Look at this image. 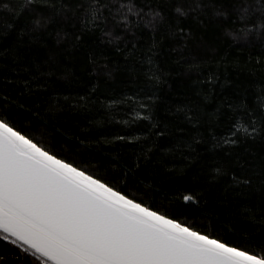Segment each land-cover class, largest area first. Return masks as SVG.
Masks as SVG:
<instances>
[{
  "label": "snow or ice",
  "instance_id": "obj_1",
  "mask_svg": "<svg viewBox=\"0 0 264 264\" xmlns=\"http://www.w3.org/2000/svg\"><path fill=\"white\" fill-rule=\"evenodd\" d=\"M36 5L0 0V11L11 17L0 21V35H10L28 14L14 44L3 49L14 75L0 73V264H264V154L234 151L257 140L264 144V90L255 106L227 100L207 113L184 104L171 120L158 117L154 93L120 94L101 102V118L84 117L86 124L76 121L73 130L61 120L68 112H91L97 86L86 96L62 93L55 81L75 73L60 67L54 54L40 61L26 47L42 43L59 20L80 27L71 34L57 29V45L71 35L75 47L85 33L98 31L101 47L121 51L123 44L130 59L149 33L152 67L145 75L159 83L154 58L161 28L178 38L173 51L181 59L196 30L210 24H224L234 43L243 40L239 46L264 47V0ZM190 55L195 61L196 51ZM87 59L95 76L112 75L94 52ZM109 125H122L123 134ZM207 143L211 156L197 151ZM94 145L131 150L105 156L99 148L93 154ZM176 176L187 185L170 199L163 186Z\"/></svg>",
  "mask_w": 264,
  "mask_h": 264
},
{
  "label": "trees",
  "instance_id": "obj_2",
  "mask_svg": "<svg viewBox=\"0 0 264 264\" xmlns=\"http://www.w3.org/2000/svg\"><path fill=\"white\" fill-rule=\"evenodd\" d=\"M23 2L24 0H12L16 6ZM158 2L162 3L164 0H158ZM46 3L47 0H37L38 10H43ZM27 16L26 13L25 17L16 22V28L10 35H0V73L14 75L9 68L5 67L6 64L11 66L12 60L4 55L3 49L14 44ZM5 18L10 19L11 17L0 11V21ZM61 27L71 34L76 32L80 25L74 26L71 22L64 23L57 20L50 24L47 32L43 34L42 43L26 44V47L30 50V55L40 61L54 54L55 59L60 62V67L66 65L75 73L68 81L62 79L55 81V86L62 93L86 96L91 92L93 85L97 86V91L92 96V99L97 102L90 105L91 112L81 110L68 112L66 113L67 119L61 120V124L65 127H72L73 130H75L76 121L80 125L86 124L84 117L101 118L105 111L101 107V102L105 101L106 97L120 94L139 93L144 96L154 93L158 98L156 100L158 117L162 120H171L175 118L172 113L176 108L184 104L199 105L201 111L207 113L213 112L221 101L227 100L243 99L246 103L255 106L264 90V47L259 43L239 46L243 44V40L234 43L232 36L225 32L224 24H210L206 28L196 30L195 39L189 42L188 48L183 49V59L180 58L178 51H173L177 46L178 38L174 40L164 28H161L155 37L160 51L154 58L155 65H158L161 70L159 83L149 81L145 75L152 67L147 60V55H151L147 53L152 40L151 34L145 33L139 40L135 56L126 59L127 53L123 50V44L121 51H116L110 45L101 47L98 31L85 33L82 41L77 42L75 47H72L73 37L71 35L64 43L57 45L56 31ZM201 42L206 47L198 48L197 45ZM192 50L196 51L195 61L190 55ZM92 52L95 53L98 64L107 63L113 69L110 77L104 72H101L98 77L91 73V65L87 57ZM213 75L216 77L215 81L209 80V77ZM205 96L208 98L205 99ZM120 115L123 117L125 114L120 113ZM223 119L224 116H221V120ZM108 130L120 131L123 134L124 128L122 125H109ZM121 147H128L129 151L131 150L129 146L94 145L91 151L96 154L99 148L101 154L107 156ZM246 149L257 156L264 154V144L259 140L249 142L247 146L241 145L234 151L243 153ZM197 151L205 156H211V143L200 144ZM195 170L196 167L193 165L188 174L191 175V172ZM186 185L187 181L183 177L176 176L172 181L164 184L162 194L171 199ZM238 227L243 226L238 225ZM2 247L0 245V249ZM3 254L0 250V255Z\"/></svg>",
  "mask_w": 264,
  "mask_h": 264
}]
</instances>
